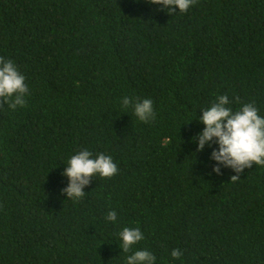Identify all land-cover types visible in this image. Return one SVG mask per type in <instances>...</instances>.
Listing matches in <instances>:
<instances>
[{"label": "trees", "instance_id": "1", "mask_svg": "<svg viewBox=\"0 0 264 264\" xmlns=\"http://www.w3.org/2000/svg\"><path fill=\"white\" fill-rule=\"evenodd\" d=\"M176 11L148 0H0V56L30 93L26 106L0 109V264H126L136 250L155 264H264V166L231 180V168L213 171L218 145L196 151L193 139L220 95L264 117V0ZM126 96L151 99L155 119L140 121ZM83 149L119 171L73 201L62 172ZM124 227L144 235L128 253Z\"/></svg>", "mask_w": 264, "mask_h": 264}, {"label": "clouds", "instance_id": "2", "mask_svg": "<svg viewBox=\"0 0 264 264\" xmlns=\"http://www.w3.org/2000/svg\"><path fill=\"white\" fill-rule=\"evenodd\" d=\"M148 3L160 5L169 14L186 13L196 0H148ZM175 6V7H173ZM25 76L11 59L0 56V109L5 104L7 108L15 110L18 106H26V95H29ZM239 101V97L235 98ZM124 107L131 106L134 115L142 122L148 123L155 119L153 102L151 99H134L124 97ZM229 97L220 95L210 107L202 109L199 120L204 124L201 132L193 137L197 141L196 151L204 149L205 145L213 148L211 159L217 163L213 171L220 174L221 165L231 168L236 174L231 180H236L245 168L253 164L264 166V117L258 114L253 103H245L238 110L230 106ZM62 175L68 178V184L62 188V193L73 201H78L84 194V188L91 179L99 175L101 178H111L117 174L118 167L112 157L99 153L93 158L92 153L83 149L72 155L66 162ZM116 212L110 210L106 219L116 221ZM123 252L128 253L138 242L144 239L141 230L124 227L119 233ZM174 259H179L183 253L180 249H173L170 253ZM156 256L148 250H136L126 257V264H155Z\"/></svg>", "mask_w": 264, "mask_h": 264}]
</instances>
